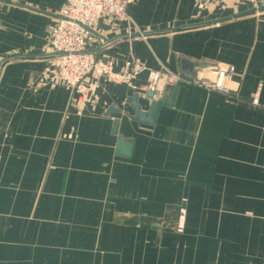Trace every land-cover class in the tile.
Segmentation results:
<instances>
[{"label":"crops","instance_id":"obj_1","mask_svg":"<svg viewBox=\"0 0 264 264\" xmlns=\"http://www.w3.org/2000/svg\"><path fill=\"white\" fill-rule=\"evenodd\" d=\"M64 2L0 0V264H264V0H126L132 23L102 20L87 52L117 70L233 72L226 95L180 86L153 125L133 120L147 93L88 77L79 106L56 78Z\"/></svg>","mask_w":264,"mask_h":264},{"label":"built area","instance_id":"obj_2","mask_svg":"<svg viewBox=\"0 0 264 264\" xmlns=\"http://www.w3.org/2000/svg\"><path fill=\"white\" fill-rule=\"evenodd\" d=\"M257 7L259 0H246ZM111 18L132 23L127 11L126 0H65L58 12V20L49 27V49L59 56L56 78L68 91H74L79 99V106H84L90 99L92 89L85 81L93 77L96 81L105 80L122 84L141 94L162 92L165 86H189L215 94H229L232 79L230 67H217L197 80L161 66L151 70L143 64L130 60L117 70L110 61L103 62L87 52L93 36L100 32L103 19ZM50 76L49 70L42 74V85ZM142 76L146 83L140 84ZM252 105L262 108L260 96L257 95Z\"/></svg>","mask_w":264,"mask_h":264},{"label":"water","instance_id":"obj_3","mask_svg":"<svg viewBox=\"0 0 264 264\" xmlns=\"http://www.w3.org/2000/svg\"><path fill=\"white\" fill-rule=\"evenodd\" d=\"M262 9H264V7H262L261 10ZM57 54L60 56L62 53H57ZM178 88L179 86H175V91L172 98H167V99L164 98L158 99V93L148 92L146 94V99L150 100L151 104L149 107V111L147 113H144L142 111V106L138 103V97H133L130 100L132 102V107L135 111V117L133 118V120L139 123L153 125L162 106H173V102L175 100V96L177 94ZM114 129L117 134V123ZM131 148H132V144L129 145L125 143V140L123 138H119L118 152L124 153V155H122L123 157H129L132 151ZM117 154L119 155V153Z\"/></svg>","mask_w":264,"mask_h":264}]
</instances>
